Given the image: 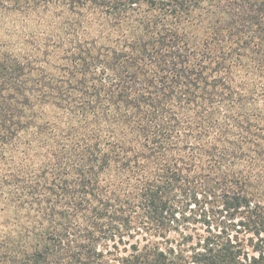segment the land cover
Instances as JSON below:
<instances>
[{
  "label": "trees",
  "instance_id": "1",
  "mask_svg": "<svg viewBox=\"0 0 264 264\" xmlns=\"http://www.w3.org/2000/svg\"><path fill=\"white\" fill-rule=\"evenodd\" d=\"M0 264H264V0H0Z\"/></svg>",
  "mask_w": 264,
  "mask_h": 264
},
{
  "label": "rangeland",
  "instance_id": "2",
  "mask_svg": "<svg viewBox=\"0 0 264 264\" xmlns=\"http://www.w3.org/2000/svg\"><path fill=\"white\" fill-rule=\"evenodd\" d=\"M17 29H22L21 27H18ZM3 32V31H2ZM11 35V38L14 37L15 35L13 34H10ZM17 37H20L21 36V33L19 32L18 34H16Z\"/></svg>",
  "mask_w": 264,
  "mask_h": 264
}]
</instances>
